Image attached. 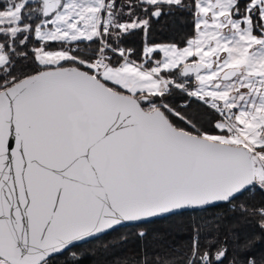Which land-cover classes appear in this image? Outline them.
Returning a JSON list of instances; mask_svg holds the SVG:
<instances>
[{
  "label": "snow or ice",
  "instance_id": "snow-or-ice-1",
  "mask_svg": "<svg viewBox=\"0 0 264 264\" xmlns=\"http://www.w3.org/2000/svg\"><path fill=\"white\" fill-rule=\"evenodd\" d=\"M262 247L264 0H0V264Z\"/></svg>",
  "mask_w": 264,
  "mask_h": 264
},
{
  "label": "trees",
  "instance_id": "trees-1",
  "mask_svg": "<svg viewBox=\"0 0 264 264\" xmlns=\"http://www.w3.org/2000/svg\"><path fill=\"white\" fill-rule=\"evenodd\" d=\"M257 198H258V194H257ZM199 215H211V212L201 213ZM121 231H131V229L125 228V229H121ZM117 235L118 233H113L111 236L105 237L104 239L105 240L113 239ZM177 239H181V237H177ZM100 243H102V241L101 242L93 241L89 244L84 245V247L85 248H98ZM134 247H135V243L130 244L126 246L125 248L120 249L119 251L121 252L122 255H129L132 253ZM260 254H264V247L259 248L257 250V255H260ZM108 259H109V254L97 252L94 256L87 257L85 260V264H107Z\"/></svg>",
  "mask_w": 264,
  "mask_h": 264
}]
</instances>
